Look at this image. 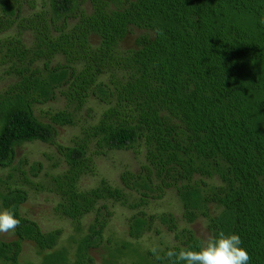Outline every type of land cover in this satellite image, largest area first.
<instances>
[{
  "label": "trees",
  "instance_id": "16d2710c",
  "mask_svg": "<svg viewBox=\"0 0 264 264\" xmlns=\"http://www.w3.org/2000/svg\"><path fill=\"white\" fill-rule=\"evenodd\" d=\"M37 2L0 0V32H14L0 39V64L13 77L0 92V167L13 168L24 143L55 146L64 168L44 186L58 196L54 211L76 230L94 218L71 260L56 249L60 229L43 232L22 214L31 182L22 172L21 185H0L2 208L20 220L15 240L0 235V264H19L23 241L46 251L29 264H93L88 249L103 239L109 201L134 211L131 239L159 233L156 224L173 233L161 257L195 248L201 238L172 212L146 211L168 190L186 223L203 217L212 233L238 234L249 264H264V0H42L34 10ZM133 29L142 31L134 46L121 48ZM59 97L64 108L41 120L36 106ZM91 98L103 105L99 117L70 144L57 142L56 126L78 125ZM113 150L143 153L144 161L120 173L122 186L101 179L80 188L95 174L94 157ZM112 250L106 264L127 255L131 264H168L132 242Z\"/></svg>",
  "mask_w": 264,
  "mask_h": 264
},
{
  "label": "rangeland",
  "instance_id": "374dc122",
  "mask_svg": "<svg viewBox=\"0 0 264 264\" xmlns=\"http://www.w3.org/2000/svg\"><path fill=\"white\" fill-rule=\"evenodd\" d=\"M37 7H41L42 0H37ZM83 8L90 12V4L83 3ZM26 13H30L28 6H25ZM14 33L13 30L0 32V39ZM141 30L133 29L124 40L120 47L128 49L134 46L135 38ZM24 41L30 43V34H24ZM98 40L93 37L92 42ZM6 67L0 64V92L3 91L12 81L13 77L8 75ZM65 102L59 97L55 101L37 105L35 108L36 115L44 121H47L48 113L63 109ZM103 105L94 98H91L86 106L78 113V125L56 126V140L62 144H70L72 138L80 133V126L87 122H94L100 115ZM95 174L85 175L81 178L79 186L82 189L96 186L101 179H106L113 186H122L120 182V173L124 169L137 171L144 161L143 153H136L133 150H113L107 155L95 156ZM31 167H36L38 174L35 176L31 172ZM64 168V162L58 154L55 146L42 141H33L24 143L16 149V159L13 168L0 167V185L4 183H23L22 172L31 180L30 184L23 186L28 192L27 200L21 206V212L24 216L37 222L43 232L60 229L61 234L58 238L56 249L65 248L68 251V257L74 259L75 247L79 235L88 234V226L93 221L94 215L89 214L81 220L79 230H76V224L70 219L58 215L54 207L58 201V196L45 189L48 180L52 174L59 172ZM1 188V187H0ZM2 189V188H1ZM111 216L102 235L103 239L98 246L88 249V254L93 260V264H106L110 260L113 248L121 246L122 243L132 242L139 247L142 252L151 251V248L158 246L162 249L165 246L175 243L173 233L169 232L161 225H155L159 233L152 231L144 233L139 239L134 240L128 234V219L134 213L127 207L112 201L107 202ZM211 211L214 205L210 204ZM0 210H3L0 202ZM148 213H157L161 211H170L177 219L179 227H189L199 238L212 233L206 226V220L203 217L197 218L193 223H186L182 218V207L174 191L168 190L165 195L158 200L150 201L146 207ZM4 241L16 239L14 232L1 235ZM22 253L19 264L38 263L39 257L46 251L40 250L32 241L22 242ZM116 254V252H115ZM133 258V257H132ZM132 258L122 256L115 264H131Z\"/></svg>",
  "mask_w": 264,
  "mask_h": 264
},
{
  "label": "clouds",
  "instance_id": "9594fccd",
  "mask_svg": "<svg viewBox=\"0 0 264 264\" xmlns=\"http://www.w3.org/2000/svg\"><path fill=\"white\" fill-rule=\"evenodd\" d=\"M20 226V220L9 209L0 210V235L14 232ZM156 259H165L168 264H249L250 256L242 247L238 234H226L223 231L210 233L202 237L193 247L170 249L161 257L158 246L151 248Z\"/></svg>",
  "mask_w": 264,
  "mask_h": 264
}]
</instances>
